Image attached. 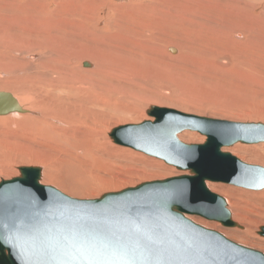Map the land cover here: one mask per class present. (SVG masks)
<instances>
[{
	"label": "bare ground",
	"instance_id": "6f19581e",
	"mask_svg": "<svg viewBox=\"0 0 264 264\" xmlns=\"http://www.w3.org/2000/svg\"><path fill=\"white\" fill-rule=\"evenodd\" d=\"M143 1L132 0L130 5L125 6L106 2L83 4L61 16L58 8L51 7L50 10L44 0H0V92H10L27 111L25 114L0 117L2 160L12 158V149L20 150L25 154L20 163L43 167L45 183L55 184L74 196L96 195L98 192L86 185L90 179L101 181L104 178L97 173L101 170L93 167L94 161L107 162L110 170L114 165L123 164L122 161L117 163L115 157L108 156L104 146L98 144L104 142L107 136L104 127L118 109V99L114 98L119 93L117 83L127 80L129 73L133 77L138 76L141 73L139 69H144L147 61L161 63L164 57L175 61V57L168 56V51L171 49L175 54L176 48L177 52L183 54L178 56L182 59L181 63L190 62L197 67H213L210 65L213 64L216 67L220 60H231V48L233 51L230 53L234 55L239 49L236 45L244 43L230 41L227 34L244 38L250 28L243 24L249 17L247 12L232 5L231 1L237 0H155L147 5ZM230 9L238 15L228 12ZM227 12L229 18L224 24L222 19L225 16L222 15ZM250 20L253 23L256 18ZM161 21L176 27L182 36L181 43L166 39L163 41L164 48L159 49L155 45L152 37L156 34L152 33L151 36V30L146 27ZM26 24H31L32 29L24 31ZM131 27L136 31L144 28L141 33L137 31L143 36L140 37L134 29L131 33ZM134 34L136 39H133ZM16 37H34L44 44L38 51L32 46L21 49L23 41L10 45L11 41H16ZM149 39H152V43ZM149 44L154 45L153 50L143 52L142 49ZM85 63L89 67H85ZM236 63L242 66L246 63V57L240 56ZM234 66L233 63L232 69ZM143 79L146 82V78ZM111 81L118 85L116 91L109 85ZM121 82L120 85L124 86ZM184 134L189 137L194 135ZM231 151L243 162L264 166V143H238L231 147ZM46 154L60 157L43 159ZM109 183L105 181L104 187ZM237 194L231 191L228 203L233 219L241 221L245 219L242 217L245 203ZM251 194L260 198L261 204L247 209L250 221L259 218L260 211L264 210V192ZM242 232L237 231L238 234H245Z\"/></svg>",
	"mask_w": 264,
	"mask_h": 264
},
{
	"label": "water",
	"instance_id": "95a60500",
	"mask_svg": "<svg viewBox=\"0 0 264 264\" xmlns=\"http://www.w3.org/2000/svg\"><path fill=\"white\" fill-rule=\"evenodd\" d=\"M12 113L27 111L12 94L0 92V116ZM147 114L154 121L119 126L110 138L190 174L78 200L42 185L41 168L21 167L19 177L0 182V264H264L263 253L189 218L243 229L207 183L264 190V167L223 152L238 143H264V123L157 106ZM185 131L205 136V143L181 142ZM258 234L264 237V226Z\"/></svg>",
	"mask_w": 264,
	"mask_h": 264
},
{
	"label": "rangeland",
	"instance_id": "374dc122",
	"mask_svg": "<svg viewBox=\"0 0 264 264\" xmlns=\"http://www.w3.org/2000/svg\"><path fill=\"white\" fill-rule=\"evenodd\" d=\"M44 1L47 4L45 6L48 7L49 5L50 10L56 7L58 8L60 15L64 16L67 12L76 9L77 7L83 4L90 5L98 2H106L108 4H112L115 6H125V5H130L132 0H121V1L44 0ZM159 1H164V0H159ZM171 1L179 2V0H171ZM217 1H223V0H217ZM154 2L156 1L144 0L143 4L144 5H147L149 3L153 4ZM231 2L232 5L239 6L244 11L247 12L246 15L249 17L243 22V24L250 26V28H248L247 31L245 32L244 38H242L243 36L241 38H237L232 33L227 34V38L232 42H236L237 40L244 42L243 44L236 45V47H238L239 49L236 50V53H234V55L237 56L232 55L230 52L233 51V48L230 49L229 54L231 56V60L227 62L226 60H220L218 62L221 63H219L216 67L213 64H210L213 67H208V66L197 67L194 64H191L190 62L187 64L181 63L182 59H179L178 56H181L183 54L177 52V48L175 54L174 52H171V49L170 50L168 49L169 50L168 56L175 57V61H173V59L169 60L167 57H166L167 59H165L164 57V61H162L161 63L153 60L147 61L146 67H144V69L143 68L139 69L141 70L140 71L141 73L139 72L140 74H138V76L136 75L137 77L136 76L133 77V75L129 73L128 76L130 78L127 76L128 78L125 77L127 78V80L122 82L120 81L121 84L124 86H121L120 82L117 83L119 84V87L113 81L111 82H113L114 86L112 85L111 82L109 83V85H111V88L114 89L115 91H116L115 87H118L119 89V93H117V96L114 95V98L118 99V100L115 99L118 103L117 104L118 109L112 114V116L109 118L107 124L104 127V130L107 132V136L104 142H99L98 144L104 146V148L106 149L105 152L107 153L108 156L115 157L117 163L122 161L123 164L114 165L113 169L110 170V167L107 162H101L96 160L94 161L93 167L101 170L97 173L104 178L101 181H93L92 179H90L86 182V185L92 186L93 191L95 190L98 192L96 193V195L74 196L71 194V192L69 193L55 184L45 183L43 181V175L41 177L40 183L44 186L53 187L58 191H60L61 193H63L64 195L71 197L73 199L91 200V199H98L107 193L120 192L127 188H133L145 182L165 180L168 178L178 177L181 175H189L190 173L188 171L186 172L179 171L175 167L167 165L161 160L149 157L132 149L124 148L119 145H116L113 142V140L110 138L109 136L110 132L119 126L133 125V124L138 125L145 121H153L154 118L148 116L147 114V111L152 106H157L160 108H168L179 111L181 113L212 118V119L226 120L232 122H242V123H260V122L264 123V21H263L264 0H241V1L237 0ZM228 12L238 15V13H236L235 11H231V9ZM228 12L222 15V17L225 16L222 19L224 24L225 21L229 18ZM253 17L256 18V20L253 21L252 23L250 18L253 19ZM237 20L238 19H234V21ZM146 28H149L151 30L150 32L151 36L152 33L156 34V36L152 38L156 43L155 45H157L159 49L164 48L163 41H165L166 39L175 40L181 43V39H182L181 34L178 33L176 27L169 22L161 21L155 23L153 26L152 24H148ZM30 29H32L31 24H26L24 31ZM130 29L131 30L129 31L131 33L133 29L134 32L136 31L134 27H131ZM143 29L144 28H140L137 31L141 33ZM24 31H20V32L23 34H28L27 32ZM137 31L136 33L140 34ZM142 36L143 34L142 35L140 34V37ZM133 39H136V34H134ZM18 41L24 42V45L20 47L21 49L32 46L35 49H37V51L39 47L44 44L42 41L34 37L32 38L16 37V41H11L10 45ZM149 41L152 43V39H149ZM153 48L154 45L149 44L148 46H146V48L142 49V51L148 52L150 50H153ZM240 56L246 57V63L243 64L242 66H238L236 63V59L240 58ZM26 57L29 58L27 55ZM165 61L166 64L164 63ZM30 62L36 63L33 61ZM151 63L154 66H156L157 69L153 65H151ZM157 63L158 64L160 63L159 64L160 66ZM233 63L235 65L234 66L235 70L232 69ZM160 67L162 70L160 69ZM156 70L158 73L156 72ZM161 74L163 75V77L161 76ZM143 77L146 78V82L144 81ZM131 78L133 79V81L131 80L130 82L129 80ZM125 85L128 86L125 87ZM129 87H131L130 88L131 91H129ZM134 87H136V91L134 90L135 89ZM137 87L138 88L140 87L141 90L139 91ZM142 87H144L145 89L142 90ZM147 88H149L150 90ZM142 91L144 93H142ZM11 115H14V113H12ZM7 116L8 115L0 116V117H7ZM0 130L2 131V129ZM184 133H194V135L191 134V136L189 137L187 134ZM181 136L184 138V140L183 138H180ZM178 139L181 140L183 143L189 145L203 144L206 141L205 136L197 132H190V131H185L180 133L178 135ZM223 150L235 155V157L237 156L235 153L231 151V147L224 148ZM12 151L13 152L10 151V154L12 155L11 159L2 160L0 158V182L5 179L11 180L13 178L19 177L20 176L19 169L21 167H39V168L42 167L40 165L20 163V159L23 156H25V154L20 152V150L15 151L12 149ZM58 157L60 156L58 155ZM58 157L54 155L46 154L42 158L54 160V159H58ZM245 163L264 167L263 165L256 164L253 162L245 161ZM105 181H109L110 185L104 187L103 184ZM207 186L213 193H216L219 196L223 197L227 203H228V196L231 191H236V193H238L237 194L238 197L241 200H243L245 203L244 205L245 211L242 213L243 214L242 217L245 219L241 221L240 219H235V218L233 219V217L232 219L235 220L234 222H237L238 224L242 222L239 225L243 226V229L227 228L218 222H211L198 217H189V218L196 224L206 229L219 232L222 235L225 233L224 236L227 239L233 241L238 245L259 251L264 254V237H261L258 234L260 228L264 226V210L260 211L262 217L259 216V218L258 217L253 218L251 219V221L250 219H248L249 215L247 212V209L258 207L259 204H261V199L253 196V194L251 193H262V191L264 192V190L250 191L233 186L231 187L229 185L226 186L225 184H220V183H207ZM107 188H111V189H107ZM258 199L260 200L258 201ZM228 209L231 211L229 207V203H228ZM257 221L259 223H257ZM250 222L252 223L250 224ZM247 227L249 228L250 232L247 231L248 230ZM235 229L236 230L238 229L240 232L243 231L242 233L245 234H238L237 233L238 230L236 231Z\"/></svg>",
	"mask_w": 264,
	"mask_h": 264
}]
</instances>
